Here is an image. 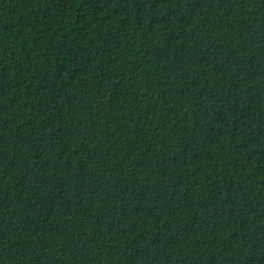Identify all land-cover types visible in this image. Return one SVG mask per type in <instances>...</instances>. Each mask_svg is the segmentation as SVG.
<instances>
[{"label": "trees", "instance_id": "obj_1", "mask_svg": "<svg viewBox=\"0 0 264 264\" xmlns=\"http://www.w3.org/2000/svg\"><path fill=\"white\" fill-rule=\"evenodd\" d=\"M0 264H264V0H0Z\"/></svg>", "mask_w": 264, "mask_h": 264}]
</instances>
